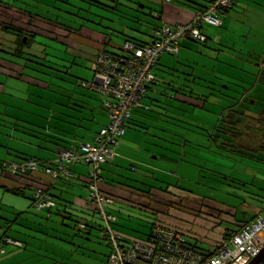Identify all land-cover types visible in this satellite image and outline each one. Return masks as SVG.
<instances>
[{
    "label": "rangeland",
    "instance_id": "rangeland-1",
    "mask_svg": "<svg viewBox=\"0 0 264 264\" xmlns=\"http://www.w3.org/2000/svg\"><path fill=\"white\" fill-rule=\"evenodd\" d=\"M22 1L25 3L20 5L26 7L28 4L27 10L34 13H36L35 11L48 10L47 14L52 21L55 20L56 14H62L69 25L75 27L74 29L79 28L81 23H86L84 19L87 17L89 22L85 25L88 27V23L92 22V26L98 27L100 25L106 27L115 46L123 45L125 40L130 38L149 41L147 35L143 33H149L152 29L151 27L157 24L154 13L158 11V6L152 0H109L111 4L108 6H113V10L110 7L101 8L93 5L91 6V13L93 14L83 18H80V16L76 17L75 14L72 17L68 13L70 10L76 12L77 9H70L67 4H63L66 0ZM59 10L61 13H59ZM228 18L223 28H206L211 38L208 43L187 40L189 44L188 46H183V52L173 56L167 54L162 59V62L167 61V64L164 63L161 67H167L166 69L168 70L173 69V74L169 75L162 72L159 75L174 84L185 87L189 95L191 91L192 98L189 101L198 98L204 101V105L200 104L201 100L196 103L198 106L191 103L187 105L172 98L164 97L162 94L149 92L148 97L143 99V102L146 105L150 104L151 110L149 109L148 111L145 107H137L131 110V117H138L135 120L139 122L142 128L135 125L132 121L128 122L125 133L120 138L121 146L120 150H118L116 162L120 159H127V155L133 157V155L137 154V151L128 149L129 143L139 141L142 146V141L145 139L149 142L147 144L151 148L145 145L142 148L148 149L147 153L153 158V163L156 166L163 167L164 164L168 166L172 163H168L164 156H170L169 159H174V161L178 162L183 160L179 177L186 175L185 171L182 170L187 167L185 166L186 162L193 163V160H195L197 168L204 178H211L212 173L218 171L213 168L218 166L224 174L228 176L231 174L238 180L247 181L248 183L246 184L249 187L252 181L255 182V185H260V182H264V163L255 160L252 162H240L237 157L230 155L222 157L220 154H217L216 160H214L209 155L213 146L208 148V145L212 144L208 138L210 133L207 131L215 130L218 123L222 124L219 120L230 111L229 107L242 108L247 105V100L242 101L244 94L248 99H251L247 110L249 116H257L264 110L263 86L255 80L257 73L264 69V67L260 69L257 67L264 62L262 54L264 51V13L258 14V28L254 27V29L258 30V35L255 34L254 29L251 27L249 16L241 15L240 19H237L238 16L236 18L234 14L230 13ZM68 34L64 36L56 35L52 41H49L45 35L42 38L39 37L38 40L35 39L38 45L46 48L48 58L45 64L63 74L62 78L64 80H60L54 77L49 78V75L45 76L37 72L40 76L39 78L43 80L50 79L55 82L51 89L44 90L35 87L29 89L24 82L7 79L0 75V82L6 85L5 92L0 89V160L9 157L10 160L20 161L25 155L37 156L40 154L42 158L49 155L50 148L55 146V142L49 137V133H46V129H48L50 121L53 123L54 119L58 117L61 106H64L63 100L68 95L67 92H64L65 88L68 91L69 89L72 90L73 93H83L85 99L87 97L90 102L99 104L101 97L98 94L86 90L77 83L82 80L93 82L95 79L93 63L83 58V56H77L80 51L87 56L89 54L84 48L83 39L85 36L75 32L72 35ZM249 36L259 39V42L249 39L246 43L244 41L245 37ZM72 44L73 46L71 47ZM248 57L253 59H251V64L247 65L246 62L250 61ZM40 59L35 58L37 61ZM53 72L55 71L53 70ZM55 85H59L58 89H56L57 86ZM54 90L56 91L54 92ZM73 105H78V103L73 102ZM75 108L79 112L80 109ZM86 123L89 126L98 127L96 120L94 123ZM51 128L54 130L53 124H51ZM129 133L134 135L131 137ZM173 138L174 142H171L170 139L173 141ZM212 153L215 154L214 151ZM206 154L209 157L208 159L205 157ZM124 168V173L136 174L130 171L128 165ZM169 173L172 174V171ZM197 173L198 171L193 174V180L198 178ZM247 175H250L251 179L247 178ZM173 182H178V180L174 179ZM212 182L214 185L218 184L214 181ZM235 184L239 183L235 182ZM216 187L205 186L185 189L198 196H208V199L218 200L222 198L224 193L222 190H217ZM230 189L232 190L233 188ZM25 193L26 195L22 196L8 192L5 187L0 188V212L7 216L11 215L12 218H15L18 213H25L23 214L22 224H26L25 220L33 215L27 212L30 204V194H32L31 190L27 189ZM165 196L179 205L178 197L173 195ZM190 205L194 206L191 203ZM121 208L127 209L122 205ZM180 209L182 213L176 207L170 213L173 216L162 217V219H165L169 225H173L174 228L180 230L185 237H189L192 233L194 220L183 213L185 212L184 208ZM125 211L116 212L120 221L118 226L125 228L127 232H131L130 234L135 238L146 239L150 233L152 220L160 218L159 214L157 217L155 215L151 216L149 213L145 214V216L137 210L135 211L136 215L130 218ZM262 215L264 216V212ZM81 216L82 214L78 217ZM57 220H55L56 223H58ZM1 223L4 224V219ZM25 224L15 225L7 231L8 235L30 240L29 235L34 233V229L38 231L39 228L32 224ZM58 224L61 225V223ZM3 229L0 227V237L3 235ZM66 231L67 226H64L62 232ZM69 233L70 235L68 233H65V235L69 237L68 242H71L77 236L74 237L72 235L75 234L72 228ZM67 244V250L65 249V252L61 251L60 254L62 256L66 254V258L73 256L72 262L75 261L77 263L80 261L79 259H83L85 264H107L108 262L107 253H104V248L99 243L94 241L86 243L77 238L76 244H81L79 245L81 248L75 249L77 247L75 244L73 246L69 243ZM13 247L5 245L6 253H0V259H6L10 250H20L14 249L18 247ZM210 248L213 247L211 246ZM77 253L79 254L76 255Z\"/></svg>",
    "mask_w": 264,
    "mask_h": 264
},
{
    "label": "crops",
    "instance_id": "crops-1",
    "mask_svg": "<svg viewBox=\"0 0 264 264\" xmlns=\"http://www.w3.org/2000/svg\"><path fill=\"white\" fill-rule=\"evenodd\" d=\"M194 1L197 3H202V5L206 6L210 4L211 0ZM152 2L158 6V11L154 13V16L156 18V15L160 14L161 22L157 21V24L159 25L163 22L169 25L187 24L194 16V9L182 3V0H152ZM262 11H264V0H237L232 9L222 12V17H220L222 18V28L225 26L226 19H229L228 16L230 13L234 14L236 18L238 16L237 19H240L239 17L241 15L249 16L250 24H252L251 27L253 29L254 27L258 28L257 17L258 14L264 13ZM206 28L211 27H205L203 30L206 38L208 39L206 43H208L211 38L209 37ZM253 31L258 35V30L254 29ZM150 32L143 34L147 35L149 39ZM99 39L102 43H96V41ZM102 39L103 38L98 37L97 34L92 35L90 40L87 41L85 50L95 53L96 50L106 42V38L103 40ZM249 39L259 42V39H255L250 36L245 37L244 41L247 43ZM110 40L112 42V38ZM187 40L182 42L179 53L183 52V46H188L189 43ZM108 45L110 46V44ZM113 46L114 43H111V47H108V49H115ZM112 52H119V49ZM262 54L264 56V51ZM162 59L160 64H167V61L162 62ZM92 67H94V64ZM166 68L167 67H161L162 70L168 71ZM155 71L158 72V70ZM95 77L98 78L96 82L101 81L97 75ZM92 83H94V81L90 82L82 80V82H80V86L92 93L98 94L101 97L99 104L90 102L87 97L85 99V95L83 93H73L72 90L69 89L68 91L67 88H65L64 92L68 93V98L63 100L64 106H61L58 117L54 119L53 123L50 121L48 129H46V133H49V137L54 140L55 146L50 148L51 151L45 158L40 157V154L37 156L25 155V157H31L32 160L36 161L41 167V171H38L35 174L45 179L43 186L40 185L43 189L42 191L44 192L45 196L50 199L52 198L57 202L58 209L53 211L54 213L52 217L47 218V212L45 210L36 212L32 209L31 204L32 201L35 200L31 198L32 194H30V204L27 212L31 213L34 217H29L25 220L27 223L23 224H32L39 228L38 231H35L34 229V233L29 235L30 240L23 239L18 236L10 237L7 233V231L12 229L15 225H23L22 218L23 214L25 213H18L15 218H12L11 215L7 216L6 214L0 212V227L4 228V232L0 237V240L5 236L4 239L0 241V249L4 250L3 254L6 253V249H4L5 245L18 247H13L14 249H20L10 250L6 259H0V264H85L83 259H79L80 261L75 263V261H71L73 256L66 258V254L65 256L60 254L61 251L65 252V249L67 250V243H69L71 246L75 244V246H77L75 249H79V247L81 248V246H79L81 244H76L77 238L86 243H88V241L99 243L104 248V253H107V255L109 254V246L106 244L104 237L105 235L102 230H100L101 225L103 228L106 227V225L104 221H102L99 208H97L94 203H91L89 198L90 190L88 184L90 181L89 173L91 167L86 163L73 165L70 169L71 176L69 178H62V180L58 181H55L52 178L49 179L48 176H46V174L42 171L46 166H49L50 163L59 159L61 150L80 147L84 144H94L96 141V136L101 131V129L107 127V124L109 123V114H107L104 108V100L101 94L95 90L93 91L89 87V85ZM151 93H157L160 95V93L156 90ZM182 99L189 102L186 98ZM73 102L78 103V105H73ZM191 102H193V100H191ZM150 106V104L146 105L143 102L142 106L138 108L145 107V109L149 111V109L151 110ZM75 107L79 108L81 111L79 110L78 112V109ZM137 118L138 117L133 116L129 120L130 122L132 121L135 125L142 128L141 125H139V122L135 120ZM95 120L97 121V128L94 126H89L88 123H86H94ZM51 124H53L54 130H52ZM129 134L131 137L134 135L133 133ZM162 135L165 136L163 133ZM170 141L174 142V138L173 141L171 139ZM147 143L149 142H147L145 139L142 141V146L139 141H133L132 143H129L128 149L137 151V154L133 155V157L127 155V159H120L116 162L115 160L118 157V150H120L121 146V142H119L118 146L116 147L117 156L113 160L101 166L103 182L100 184V186L102 195H107V197H112L115 200L114 204L108 205L105 208L108 214H112L116 217L115 222L110 225V229L111 231L118 233L123 238V240L126 239L133 241L137 239L139 241H146L149 237V234L151 233V229L146 239L139 237L135 238L130 234L131 232H127L125 228L123 229L118 226L120 221L118 220L119 218L117 217L116 212L121 213L122 211L124 212V210H126L125 213H127V216L132 218L131 216L136 215V210L144 215L147 213L152 215L150 212H146V210H141L150 208L149 211L153 213L156 211L160 216H164L161 214H167L168 207H166V204H169L170 202H177L169 200V197L165 196L166 194L162 193L161 190L212 186V183H210L211 181H207V178H201L202 175L197 168L195 160H193V163L186 162L185 166L187 167L182 169L185 171L186 175L181 177H179V174L181 172L183 160L178 162L174 161V159H169L170 156H164V159L168 163H172L168 166L164 164L163 167L158 165L156 166L153 163V158H151V156H149L147 153L148 149L142 148L144 145L151 148ZM209 155L211 158L216 160L217 153L214 154L211 152ZM25 157H22L20 161H23ZM205 157L206 159L209 158L207 154ZM2 160L13 161L10 160L9 157L2 158L1 161ZM127 165L128 168H130V171L136 174L130 175L124 173V167H127ZM171 171L172 174L169 173ZM196 171H198V178L193 180V174H195ZM174 179H177L179 183L173 182ZM263 183L264 182H260V185H255V182L251 183L249 190L251 191L252 195H247L246 192L241 191L242 201L240 204L238 203L240 207L237 209L231 208V205L238 206L236 203L229 202L228 200L226 201L225 199H221L222 202L216 204L212 199L198 196L195 193H180L177 191L173 192L174 194H179L175 197H178L179 199V206L182 209L184 208L185 212L183 213L187 214L190 219L194 220L191 233L193 238L189 241H193L194 244L197 243L200 248H204L205 250H208V248L211 246L213 249H216L225 237L226 239H229L230 234L239 229V226L237 228V225H234L237 224L235 222H239L238 225H241L244 221L252 220L254 216L258 215L264 218L262 215L264 212V194H262L264 193V191H262V189L264 190ZM18 185L20 184L17 182V180H12L11 178L9 180L8 178L2 177L0 175V188L5 187V190L7 188L15 189L18 187ZM7 191L10 192L8 189ZM24 195H26V193L22 196ZM35 195L36 194L34 193L33 196L35 197ZM190 203L194 204V206H191ZM121 205L125 206L127 209H122ZM220 209L224 212V214ZM132 211L134 212L133 214ZM218 211H220L219 214ZM80 214H82V216L78 217ZM233 214L236 216V218H234ZM3 219L4 224L1 223ZM56 219H58L57 222L61 223V225L56 223ZM76 220L85 224L89 223L90 225H93V227H90L88 232L81 233L80 235L72 234L74 237H77L73 238L71 242H68L69 237H67L65 233L70 235L69 232L71 231V226L75 225L73 221ZM153 221L154 220H152V222ZM64 226H67V231L63 233L62 231ZM8 237H10V240L16 244L4 242L5 238ZM78 254L79 253L76 255Z\"/></svg>",
    "mask_w": 264,
    "mask_h": 264
},
{
    "label": "trees",
    "instance_id": "trees-1",
    "mask_svg": "<svg viewBox=\"0 0 264 264\" xmlns=\"http://www.w3.org/2000/svg\"><path fill=\"white\" fill-rule=\"evenodd\" d=\"M171 1V0H170ZM174 1V0H172ZM179 1V0H176ZM212 1V0H211ZM210 1V3H211ZM237 0H235L234 5L236 4ZM21 3H25L22 0H11V1H6V0H0V75L4 76L7 79H13V80H18L20 82H24L25 85L27 86V88L31 89V88H40V89H44V90H49L51 89L52 86H54L55 82L52 80H43L41 78H39L40 76L38 75L37 72L46 75H49V78L54 77L55 79H60V80H64L62 78L63 74L61 72H59L58 70H56L55 68H52L50 66H47L45 64V62H47V53H46V48L45 46L42 47L41 45H38V43H36V40H38V38H42L44 35L47 37V39L49 41H52V39L54 38V36H64L65 34L68 35H72L74 32L75 33H79V34H84L85 38L84 40V48L86 47L87 41L90 40L92 35H98V37H102L103 39L106 38V44L104 43V45H102L101 47H99L95 53H91L89 51H87L89 54L88 56L84 54V52L80 51L77 56H83V58L87 59L88 61L92 62L94 64V60L95 58L98 56V54L100 52H108L110 54L113 55H118L120 57H126L124 52V45H126L128 42L130 43H134L136 45H140V44H150L152 42V37H154L155 32L158 30L162 29V26L165 22L159 24L154 25L153 27H151V32L149 34V41H143V40H136V39H128L125 40L124 45L122 46H118V45H114L113 47L115 48L114 50H118L119 52H112V50L108 49V47H111V35L109 34V31L107 30L106 27H102L99 26H92V22L88 23V27L85 25L87 22H89V19H87V17L84 19V21L86 23H81L79 25V28L74 29L75 27H71L68 23V21L66 19H64V17L62 16V14H56L55 20L52 21V19L49 18V15L47 14V11L43 10L41 12L39 11H35L36 13L27 10V6H22L20 5ZM182 3H184L185 5H188L189 7L194 9V13L196 11H198L199 9H205L207 8L209 5H202V3H197L194 0H182ZM63 4H67L69 6L70 9H77L76 12H72L71 10L68 12L72 17L74 16V14L76 15V17L83 18L84 16H89L93 13H91V6L95 5L96 7H103V8H108L110 7L111 10L114 9L113 6H108L109 4H111L109 2V0H66L65 2H63ZM81 4H83L81 6ZM86 7V8H85ZM232 7V8H233ZM230 8V9H232ZM116 9V8H115ZM230 9H223L222 12L230 10ZM68 11V10H67ZM222 12L220 13V15H222ZM59 13L60 10H59ZM193 13V14H194ZM82 15V17H81ZM119 17H121L119 15ZM156 19L157 21L161 22V18H160V14L156 15ZM106 31H104V30ZM65 33V34H63ZM204 33V31H203ZM67 35V36H68ZM102 39V40H103ZM192 40V39H190ZM194 41V40H192ZM208 41V40H207ZM196 42V41H195ZM96 43H102L99 40L96 41ZM110 44V46L108 45ZM73 46V44L71 45V47ZM70 47V49H71ZM107 48V49H106ZM69 49V50H70ZM100 51V52H99ZM98 52V53H97ZM45 53V54H43ZM92 54V55H91ZM167 55V54H164ZM170 55V54H169ZM173 56V55H172ZM164 56H162L159 61L156 63V65L153 67L152 69V76H153V80L147 85L146 88H148V94L145 98L148 97L149 92H154L155 90L158 91L160 93V95H164V97H168V98H172L173 100H176L177 102H181L184 104H193L198 106V104H196L197 102H199V100L201 99H194L193 102L196 103H192L191 100L189 101L190 98H192V92L190 91V95L186 92L187 89L181 85L178 84H174L171 81H168L167 79H165L163 76H160L159 74L164 72V74H169L172 75L173 73V69H169L167 70H162L160 69L162 64H160L161 59ZM35 58H41L39 61L35 60ZM78 58V57H76ZM89 58V59H88ZM248 59H250V61L246 62V64H251V59H253L252 57H248ZM247 59V60H248ZM259 69L262 67V64L260 63L257 66ZM53 70L55 72H53ZM94 70V74H95V67H93ZM155 70H158V72H156ZM57 72V73H56ZM96 76V74H95ZM258 84L263 86V92H264V70H260V73L258 72L256 75V79H255ZM97 81V78L95 77L94 82ZM82 82V81H80ZM79 85L80 83L77 82ZM0 89L1 91L5 92V87L6 85L3 82H0ZM57 86L56 89H58L59 85H55ZM157 87V88H156ZM159 88V89H158ZM56 90H54L55 92ZM173 93V94H172ZM172 94V95H170ZM245 95V94H244ZM243 95V99L247 100V105L243 106L242 108L238 107L235 108L233 106L229 107L228 109L230 111H228L226 114H224L219 121L222 122L218 123V126H216L215 130H211L210 132L207 131L208 133V138L210 139V143L212 145H208V148H211V146H213L210 149V152L214 151L217 154H220L223 156H233V157H237L238 160H240V162H252V161H258L261 163H264V110H262L261 113H259L257 116H249L247 114V110L249 109V104L251 99H248L247 96ZM186 98L188 99L189 102L185 101L182 98ZM68 98V96H67ZM70 98V97H69ZM143 98V99H145ZM104 100V99H103ZM144 101V100H143ZM143 104V103H142ZM202 106L204 105V101L201 100L200 103ZM200 106V107H202ZM105 108V107H104ZM106 110V109H105ZM107 114H109L108 110H106ZM109 120H110V114H109ZM130 120H128L129 122ZM128 125V123H127ZM103 129V128H102ZM101 129V130H102ZM215 149V150H213ZM244 161H243V160ZM32 160L31 157H25V159H23V161H5V160H0V175L2 177L8 178L10 180V178L12 180H17V182L20 184L18 185L17 188L15 189H9L10 192H12L13 194H20L23 195L25 194V190L29 189L32 190V197L33 200H35L33 194H37L39 193V191L41 192V194H44V192L42 191V187L40 185L43 186V182L45 183V179L41 178L40 176H38L37 174L33 173V172H26L23 173L21 171L18 172H14L12 171L11 167L14 164H22L25 161H29ZM34 161V160H32ZM36 162V161H35ZM37 163V162H36ZM81 164V163H80ZM58 165V160L54 161L52 163L49 164V166H46V168H50L52 166H57ZM78 165V164H76ZM71 169V168H70ZM215 171L217 172H213L211 178H207V181H211L210 183H212V186H217L216 189L218 190H222L224 195L222 196V198H219L218 200H213L214 203L218 204L221 203L222 200L221 199H225L226 201L228 200L229 202L232 203H236V205H231V208H239L240 207V203L242 201V197H241V191L246 192L247 195H252L251 191L249 190L250 187L249 185H247L246 183H248L247 181L244 180H238L234 177V175L229 174L226 175L222 172V170L220 168L215 167L213 168ZM233 173H235V171H233ZM7 176V177H6ZM10 177V178H9ZM49 179H51V177L48 176ZM201 178H204L203 176ZM206 178V177H205ZM247 178L251 179L250 175H247ZM43 180V181H42ZM58 180H62L61 178H59ZM55 180V181H58ZM224 180V181H222ZM216 182L218 183L217 185H214V183L212 182ZM235 182L239 183V184H235ZM226 183V184H225ZM253 183V181L251 182ZM250 183V185H251ZM247 187V188H246ZM230 188H233L232 190ZM6 189V190H7ZM162 193H165L166 195H179V194H174L173 192L177 191V192H186V193H192L191 191H189L188 189L182 188V189H170V190H161ZM262 191H264L262 189ZM150 192V191H148ZM226 193V194H225ZM147 194V193H146ZM45 195V194H44ZM105 196V195H104ZM107 197V195L105 196ZM202 197H207L208 196H202ZM108 198H112V197H108ZM114 199V198H113ZM49 201H52L54 203V206H47L45 208L42 209H35L34 208V204L36 201H32V209L36 212L45 210L47 212V218L52 217L53 215V211L56 209H58V205L57 202L54 199H50ZM115 202V200H114ZM239 203V204H238ZM142 207V206H140ZM166 207H168L167 209V214H163L165 217H171L173 216V214L170 215L172 210H175L176 207L178 208V211L180 213H182V210L180 209L181 207L179 205H177L176 203H172L170 202L169 204H166ZM139 209V208H138ZM55 210V211H56ZM141 210H146V212H150L153 216L155 215L156 217L159 216L157 214L156 211L151 212L149 211L150 208H146V209H141ZM152 210V209H151ZM221 210V209H220ZM222 211V210H221ZM220 211H218L219 214ZM222 213L224 214V212L222 211ZM164 216H160V218L156 219L151 223V229L153 226L157 225V226H162L168 230H175L176 232L180 233L182 235L183 238H185V242L189 243L190 245H192L194 247V249L198 250L200 253L205 254L207 257L212 255L214 253L215 250L220 249L221 246H223L225 243L229 242V244L232 243V237L239 234L241 229L243 228V225L250 223L252 221H254L258 216H254V218L252 220L249 221H244L241 225H238L239 222H235L237 224V228L239 226V229H237L235 232L230 234V238L226 239V237L223 239V241L220 243V245L217 246L216 249L213 248H208V250H205L204 248H200L198 246V244H194L193 241H189L191 240L193 237L191 236V234L189 235V237H185L184 234H182V232L180 230H177L176 228H174L173 225H169L168 222L165 221ZM234 218H236V216L233 214ZM262 217V216H261ZM219 219V218H218ZM264 219V218H263ZM102 221H104L102 219ZM75 223V225H72L71 228L74 231L75 234L80 235L81 233H85L88 232L90 227H93V225H90L89 223H81L78 220L73 221ZM105 225L107 226V222L104 221ZM81 225L84 226V228L81 227ZM241 228V229H240ZM100 230H102V232L104 233V235L106 234V227H102V225L100 226ZM151 234V233H150ZM149 234V236H150ZM5 237V236H4ZM4 237L2 239H4ZM106 244L108 245V241L106 239ZM228 237V236H227ZM9 239H11L10 237H8ZM149 238V237H148ZM1 239V240H2ZM0 240V241H1ZM137 240V239H136ZM133 240V241H136ZM139 241V240H137ZM148 239L146 241H141V242H147ZM126 244H128L127 246L130 245V243L132 241L126 240L125 239ZM109 247V254L107 255L108 257V261L110 259V255L112 254V250L110 245H108ZM108 264V262H107ZM259 264H264V258L260 261Z\"/></svg>",
    "mask_w": 264,
    "mask_h": 264
},
{
    "label": "built area",
    "instance_id": "built-area-1",
    "mask_svg": "<svg viewBox=\"0 0 264 264\" xmlns=\"http://www.w3.org/2000/svg\"><path fill=\"white\" fill-rule=\"evenodd\" d=\"M235 0H212L205 9H199L187 24L169 25L164 23L161 30L155 32L150 44L136 45L128 42L124 45L126 57L108 52H100L94 60L95 74L101 79L89 87L97 91L104 99V107L110 114L107 127L96 136L94 144L61 150L58 165L44 168L42 171L53 180L69 178L73 165L86 163L90 170V202L99 208L106 226V239L112 254L108 264H249L264 247V219L259 216L243 225L240 233L232 237V243H225L220 249L206 256L185 242V238L175 230L162 226H153L147 242L132 241L129 246L125 239L110 225L116 217L107 213V205L114 204L113 198L102 195L103 176L101 166L117 156L116 147L125 133L131 110L141 107L143 98L148 94L147 85L153 80L152 69L164 54L176 55L180 52L184 40L192 39L205 43V27H222L220 13L233 7ZM13 173L21 171L36 173L41 167L29 160L11 167ZM34 208L39 210L54 206L44 194L35 195ZM84 228L83 225H81ZM4 242L16 244L8 238ZM3 254L4 250L0 249Z\"/></svg>",
    "mask_w": 264,
    "mask_h": 264
},
{
    "label": "water",
    "instance_id": "water-1",
    "mask_svg": "<svg viewBox=\"0 0 264 264\" xmlns=\"http://www.w3.org/2000/svg\"><path fill=\"white\" fill-rule=\"evenodd\" d=\"M262 251L249 263V264H259L260 261L264 258V248Z\"/></svg>",
    "mask_w": 264,
    "mask_h": 264
},
{
    "label": "flooded vegetation",
    "instance_id": "flooded-vegetation-1",
    "mask_svg": "<svg viewBox=\"0 0 264 264\" xmlns=\"http://www.w3.org/2000/svg\"><path fill=\"white\" fill-rule=\"evenodd\" d=\"M221 28V27H220ZM201 43V42H200ZM206 43V42H205ZM264 57V56H263ZM262 67H264V62L262 63ZM264 70V69H263Z\"/></svg>",
    "mask_w": 264,
    "mask_h": 264
}]
</instances>
